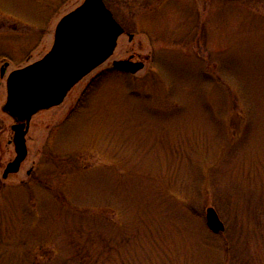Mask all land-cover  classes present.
I'll list each match as a JSON object with an SVG mask.
<instances>
[{"label":"rangeland","instance_id":"rangeland-1","mask_svg":"<svg viewBox=\"0 0 264 264\" xmlns=\"http://www.w3.org/2000/svg\"><path fill=\"white\" fill-rule=\"evenodd\" d=\"M83 1L0 0V264H264V0H104L114 55L34 115L3 178L6 77Z\"/></svg>","mask_w":264,"mask_h":264},{"label":"water","instance_id":"water-1","mask_svg":"<svg viewBox=\"0 0 264 264\" xmlns=\"http://www.w3.org/2000/svg\"><path fill=\"white\" fill-rule=\"evenodd\" d=\"M124 33L125 29L104 0H85L59 21L53 47L43 58L10 73L7 100L2 109L15 121L12 129L16 157L7 164L3 178L19 172L28 156L26 137L33 116L63 103L77 83L113 56ZM133 37L130 34V39ZM113 66L136 74L145 63L131 57L115 60ZM206 221L214 233L225 230L214 207L207 208Z\"/></svg>","mask_w":264,"mask_h":264},{"label":"flooded vegetation","instance_id":"flooded-vegetation-1","mask_svg":"<svg viewBox=\"0 0 264 264\" xmlns=\"http://www.w3.org/2000/svg\"><path fill=\"white\" fill-rule=\"evenodd\" d=\"M6 62H7V61H4L3 64H1V67H0V75H1L2 77L6 74L7 69H8V67H5V71H4V73H2V70H3L2 67H4V65H5Z\"/></svg>","mask_w":264,"mask_h":264}]
</instances>
